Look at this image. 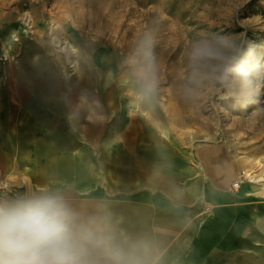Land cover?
Here are the masks:
<instances>
[{"label": "rangeland", "instance_id": "374dc122", "mask_svg": "<svg viewBox=\"0 0 264 264\" xmlns=\"http://www.w3.org/2000/svg\"><path fill=\"white\" fill-rule=\"evenodd\" d=\"M13 28L19 33L9 44ZM205 32L237 36L255 61L264 62V0H0V190L28 182L79 191L50 184L54 166L60 172L58 159L74 148L67 142L103 139L113 128L127 133L136 121H148L126 58L142 35L151 34L159 83L150 101L163 109L155 113L162 119L156 124L171 145L186 149L187 175L206 178L231 164L235 176L214 178L231 187L238 182L236 201L219 206L215 218L222 222L208 235L203 256L218 264L264 261V89L261 104L245 109L220 99L211 84L193 83L181 53ZM36 67L37 77L30 73ZM259 82L264 85V76ZM46 98L55 113L29 112ZM90 152L88 196H110L117 188L128 197L133 169L122 168L117 179L106 176L102 147L95 143ZM201 209L197 224L204 229L212 208L202 203Z\"/></svg>", "mask_w": 264, "mask_h": 264}, {"label": "clouds", "instance_id": "9594fccd", "mask_svg": "<svg viewBox=\"0 0 264 264\" xmlns=\"http://www.w3.org/2000/svg\"><path fill=\"white\" fill-rule=\"evenodd\" d=\"M155 39L142 35L127 56L141 101L158 89ZM195 84L207 82L240 108L260 105L264 62L237 36L205 32L182 50ZM0 264H159L149 241L120 231L101 210L73 205L61 189L25 182L0 190Z\"/></svg>", "mask_w": 264, "mask_h": 264}, {"label": "crops", "instance_id": "0c3cea01", "mask_svg": "<svg viewBox=\"0 0 264 264\" xmlns=\"http://www.w3.org/2000/svg\"><path fill=\"white\" fill-rule=\"evenodd\" d=\"M37 71L38 67L30 73L37 77ZM150 100L144 101L146 107L142 108L148 121L142 119L141 124L136 121L128 131L125 130L127 133L122 129L113 128L109 129L112 134L109 131L103 139L69 140L67 143L74 148L67 150L69 154L58 159L60 172H57L54 166L50 184L77 187L79 191L63 192L74 206L85 210H101L120 231L149 241L159 264H172L178 260H184V264H218V259H209L208 256L204 257L203 253L209 246L208 235L217 230L222 222L217 220L218 217L215 218L222 212L219 206L226 202L234 203L237 192L226 180L214 177L235 176L234 168L231 164L213 168L206 178L196 172L187 175L186 149L175 148L164 137L163 130L156 124L162 119L155 116V113L160 112L162 115L163 109L157 100ZM48 102L50 101L47 98L45 101H37L29 112L40 116L55 113L54 107L47 105ZM151 102L155 104L154 107L147 106ZM3 109L1 106L0 110ZM158 110L160 112H156ZM151 114L154 122L152 118L149 120L148 115ZM2 130L0 125V131ZM107 131L106 129L105 133ZM99 132L102 137V130ZM122 135L125 138L119 139ZM112 136L115 138L113 144ZM95 143L102 147V167L106 169V176H114L117 179L124 173L122 168L133 169L131 173L136 176V180L134 183L132 181L128 197L124 198L117 188L115 191L109 189L112 196H107V192L103 197L88 196L91 193L84 189V185L93 182L88 169L91 167L90 147ZM200 153V157L206 159L211 156L206 150H201ZM202 203L212 208V217L206 222L204 229H200L197 224L200 219L198 216L202 214ZM231 231L234 235V230ZM262 262L264 261L255 260L253 264ZM237 264H252V259Z\"/></svg>", "mask_w": 264, "mask_h": 264}, {"label": "bare ground", "instance_id": "6f19581e", "mask_svg": "<svg viewBox=\"0 0 264 264\" xmlns=\"http://www.w3.org/2000/svg\"><path fill=\"white\" fill-rule=\"evenodd\" d=\"M19 29V28H18ZM17 28H13L11 30H9V32L6 34L7 39H8V43H11V37H13L12 34H15V36L19 33V30ZM259 163L261 164V166H264V163L260 160Z\"/></svg>", "mask_w": 264, "mask_h": 264}, {"label": "built area", "instance_id": "2783aa9c", "mask_svg": "<svg viewBox=\"0 0 264 264\" xmlns=\"http://www.w3.org/2000/svg\"><path fill=\"white\" fill-rule=\"evenodd\" d=\"M237 186H238V182L235 181V182L232 183V188H233L234 190L236 189Z\"/></svg>", "mask_w": 264, "mask_h": 264}]
</instances>
